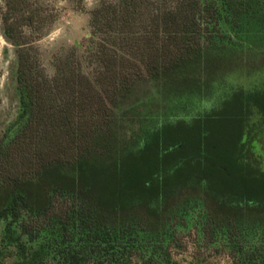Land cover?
Wrapping results in <instances>:
<instances>
[{
    "label": "trees",
    "instance_id": "obj_1",
    "mask_svg": "<svg viewBox=\"0 0 264 264\" xmlns=\"http://www.w3.org/2000/svg\"><path fill=\"white\" fill-rule=\"evenodd\" d=\"M5 2L26 124L0 141V260L176 264L177 230L195 226L264 264V76L216 95L246 55L264 69V0H100L94 68L60 62L53 78L23 32L28 0ZM143 82L164 112L130 126L115 111Z\"/></svg>",
    "mask_w": 264,
    "mask_h": 264
},
{
    "label": "rangeland",
    "instance_id": "obj_2",
    "mask_svg": "<svg viewBox=\"0 0 264 264\" xmlns=\"http://www.w3.org/2000/svg\"><path fill=\"white\" fill-rule=\"evenodd\" d=\"M100 0H85L77 6L71 0H28L25 13H33L35 26L24 27L23 32L33 47L34 57L41 71L53 78L60 62L71 60L81 62L82 69L90 73L94 66L87 59L90 38V13ZM6 2L0 0V141L7 142L24 128L26 121L18 120L21 113L17 86V49L4 34L3 16ZM261 61L247 56L238 62L221 82L216 95H221L230 87L252 89L263 76ZM165 105L156 94L152 82L135 86L130 98L115 111L125 124L133 126L140 121H151L163 115ZM254 120V119H253ZM4 142V143H5ZM3 224L0 223V241ZM171 261L176 264H246L227 244L225 239L212 242L205 239L200 229L177 230V239L170 248ZM1 264H15L16 252L8 249L0 260ZM51 264V263H49ZM93 264V263H90ZM110 264V263H105ZM112 264H163L146 262L140 256L112 262Z\"/></svg>",
    "mask_w": 264,
    "mask_h": 264
}]
</instances>
